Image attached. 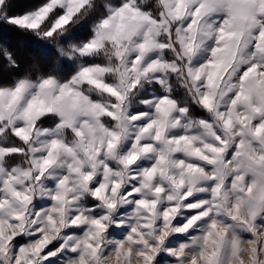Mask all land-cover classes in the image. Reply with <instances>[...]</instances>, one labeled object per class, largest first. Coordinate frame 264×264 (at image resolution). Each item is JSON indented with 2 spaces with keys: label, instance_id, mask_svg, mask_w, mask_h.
<instances>
[{
  "label": "rangeland",
  "instance_id": "374dc122",
  "mask_svg": "<svg viewBox=\"0 0 264 264\" xmlns=\"http://www.w3.org/2000/svg\"><path fill=\"white\" fill-rule=\"evenodd\" d=\"M103 2L79 91L0 88V264H264V0Z\"/></svg>",
  "mask_w": 264,
  "mask_h": 264
},
{
  "label": "trees",
  "instance_id": "16d2710c",
  "mask_svg": "<svg viewBox=\"0 0 264 264\" xmlns=\"http://www.w3.org/2000/svg\"><path fill=\"white\" fill-rule=\"evenodd\" d=\"M49 0H4L0 7V88L12 87L17 81L37 82L54 79L67 82L79 64H99L98 60L75 59L68 63L70 47H78L92 36V27L107 14L102 8L120 6L123 0H91L71 21L50 38L41 33L46 30L60 10L52 12L39 29L19 28L6 21L7 17L33 12ZM152 7V6H151ZM153 8V7H152ZM155 9L153 10V12Z\"/></svg>",
  "mask_w": 264,
  "mask_h": 264
},
{
  "label": "crops",
  "instance_id": "0c3cea01",
  "mask_svg": "<svg viewBox=\"0 0 264 264\" xmlns=\"http://www.w3.org/2000/svg\"><path fill=\"white\" fill-rule=\"evenodd\" d=\"M53 1H55V0H49L47 3H45L44 5H42L41 7H39L37 10H35L33 12H28V13L22 14L20 16H13V17L8 19V22L15 24L19 28L35 29L37 27H40L42 25V23L47 19V17L52 12H54L55 10H60L61 13L53 19V21L51 22V24L49 26L50 27L49 30L46 32L48 34V36H50L55 31L60 30L64 26H66L71 21V19L75 15H77L91 0L88 1V3L86 5H84V6L76 5L74 7V9L72 10L76 14L70 20H69V17H67V18L65 17L66 13L68 11H66L64 8L57 7L55 9H53L52 11H50L51 8L46 10L47 6L50 3H52ZM2 2H3V0H0V5L2 4ZM108 14L110 15L111 11L109 12V10H108ZM62 17L65 18L64 21H63ZM33 19L37 20V21L34 22V23H29V21H31ZM105 19H103L101 22H99L96 26L94 25L92 27V36L87 42L82 43L80 46L75 48L76 49V51H75L76 56L80 57L81 59H91L92 58V56H89V57L88 56H81V55H83V54H81V52L83 51L84 48H90V49L92 48V46H93L92 43L95 40L97 28L99 27V24L102 23ZM14 20H15V23H14ZM19 22H21L22 24L19 23ZM104 41H105V44L102 47H96L95 48V52L93 53V56L96 55L97 53H99L105 47V45H112V42L114 41V38L112 37V34L109 37H107V39L104 40ZM97 67H98L97 64H91V65H86L85 64L84 66H79L77 68V71L75 72V74L67 82L59 83L60 87L63 88L64 94L67 96L70 93L75 94V92L79 91V84L73 82V80H75L80 75L79 73H81L83 71H89V70H91L93 68H97ZM45 80H47V79H45ZM51 80L52 79H50V81ZM83 86H85V85H82L81 88ZM64 90H66V91H64Z\"/></svg>",
  "mask_w": 264,
  "mask_h": 264
}]
</instances>
